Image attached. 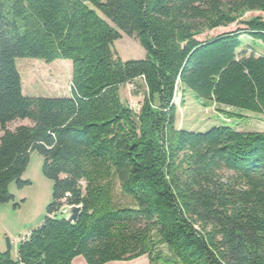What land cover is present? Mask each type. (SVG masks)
<instances>
[{"label":"trees","instance_id":"trees-1","mask_svg":"<svg viewBox=\"0 0 264 264\" xmlns=\"http://www.w3.org/2000/svg\"><path fill=\"white\" fill-rule=\"evenodd\" d=\"M121 33L144 60L117 55ZM243 37L264 48V0H0V205L32 185L35 152L54 184L43 224L16 258L7 239L0 264H264V133L176 127L179 90L228 118L264 115V55ZM19 59L71 62L72 95L25 96ZM127 85L144 92L138 112Z\"/></svg>","mask_w":264,"mask_h":264},{"label":"rangeland","instance_id":"rangeland-1","mask_svg":"<svg viewBox=\"0 0 264 264\" xmlns=\"http://www.w3.org/2000/svg\"><path fill=\"white\" fill-rule=\"evenodd\" d=\"M259 16L258 13L249 14L246 19ZM239 27L232 26L228 29H219L200 37L205 41L228 32L237 31ZM122 39L115 43L114 49L123 61L144 60L146 52L136 38H130L121 33ZM244 48L247 54L255 49L256 56L264 55V48L260 43H254L247 37H243ZM17 67L22 76L24 95L31 98H61L72 95V64L69 61H56L46 63L32 59L17 60ZM135 89L131 85L121 89L120 95L124 103L138 112L143 101L144 92L139 96L134 95ZM175 105L178 108L176 127L191 132L206 133L215 127L227 126L239 132H263L264 115L247 112L240 109L221 108L238 117L228 118L218 112L217 106L204 108L197 101L196 95L182 90L177 92ZM23 125H30L29 121H17L9 125L10 130ZM2 133L0 132V137ZM43 159L37 153H33L31 161L23 180L30 181L31 186L19 190L15 184L10 186V192L14 201L0 205V252L7 250V239L11 242L12 256L17 257V249L22 240L39 228L47 217V208L53 202L52 181L46 179L42 173ZM118 202L124 206L133 207L134 204L125 198L120 188H117ZM18 205V206H17ZM61 215V214H60ZM74 264H87L80 257ZM111 264H151L148 257L131 262H115Z\"/></svg>","mask_w":264,"mask_h":264},{"label":"water","instance_id":"water-1","mask_svg":"<svg viewBox=\"0 0 264 264\" xmlns=\"http://www.w3.org/2000/svg\"><path fill=\"white\" fill-rule=\"evenodd\" d=\"M82 212H83L82 206H80V207L74 206V207H65L61 211L60 214L62 216V219L67 221L69 224L76 225L79 221V218H80Z\"/></svg>","mask_w":264,"mask_h":264}]
</instances>
